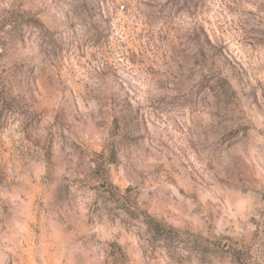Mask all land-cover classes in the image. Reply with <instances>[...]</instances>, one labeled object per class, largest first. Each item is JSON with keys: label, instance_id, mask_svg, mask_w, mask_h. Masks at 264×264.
Returning <instances> with one entry per match:
<instances>
[{"label": "rangeland", "instance_id": "obj_1", "mask_svg": "<svg viewBox=\"0 0 264 264\" xmlns=\"http://www.w3.org/2000/svg\"><path fill=\"white\" fill-rule=\"evenodd\" d=\"M0 264H264V0H0Z\"/></svg>", "mask_w": 264, "mask_h": 264}]
</instances>
